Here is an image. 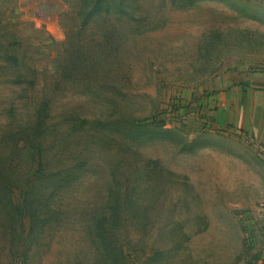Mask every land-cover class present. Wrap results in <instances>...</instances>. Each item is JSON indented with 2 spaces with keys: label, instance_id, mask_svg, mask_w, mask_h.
Segmentation results:
<instances>
[{
  "label": "rangeland",
  "instance_id": "374dc122",
  "mask_svg": "<svg viewBox=\"0 0 264 264\" xmlns=\"http://www.w3.org/2000/svg\"><path fill=\"white\" fill-rule=\"evenodd\" d=\"M261 73L264 0H0V264H258Z\"/></svg>",
  "mask_w": 264,
  "mask_h": 264
},
{
  "label": "crops",
  "instance_id": "0c3cea01",
  "mask_svg": "<svg viewBox=\"0 0 264 264\" xmlns=\"http://www.w3.org/2000/svg\"><path fill=\"white\" fill-rule=\"evenodd\" d=\"M256 77L254 81L246 80L235 90L225 91L219 114L222 126L229 125L244 140L253 142L255 157L264 171V74ZM260 191L259 201L264 199L263 186ZM251 209L256 210L257 204ZM258 264H264V251L259 255Z\"/></svg>",
  "mask_w": 264,
  "mask_h": 264
}]
</instances>
